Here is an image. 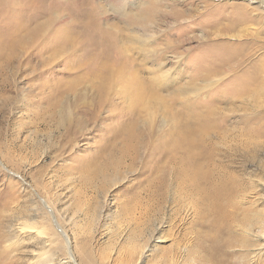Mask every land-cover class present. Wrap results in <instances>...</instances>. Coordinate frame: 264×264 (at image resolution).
Returning a JSON list of instances; mask_svg holds the SVG:
<instances>
[{
	"label": "rangeland",
	"instance_id": "obj_1",
	"mask_svg": "<svg viewBox=\"0 0 264 264\" xmlns=\"http://www.w3.org/2000/svg\"><path fill=\"white\" fill-rule=\"evenodd\" d=\"M61 27L72 43L54 44ZM263 61L264 0H0V264H201L210 200L147 162L182 124L203 129L206 174L238 179L233 238L264 264V97L240 88Z\"/></svg>",
	"mask_w": 264,
	"mask_h": 264
},
{
	"label": "bare ground",
	"instance_id": "obj_2",
	"mask_svg": "<svg viewBox=\"0 0 264 264\" xmlns=\"http://www.w3.org/2000/svg\"><path fill=\"white\" fill-rule=\"evenodd\" d=\"M59 17L60 16H57L54 20L50 19L43 25L39 24L41 25L39 26L40 30L42 27L41 33L37 37L35 35H30L29 39L23 38L19 42V44H32L36 40V38L39 39L41 37L42 32H45L47 23H61L58 19ZM59 32L60 37L54 44H68V42L72 43V41L68 39L69 37L67 34V29H63V27H61ZM73 44H75V42H73ZM254 68L255 70L252 71L253 75L250 76V79H246L245 83L240 88L242 89V91L258 92L262 97H264V61L259 64L255 63ZM201 129L190 128L186 124H182L179 129H175L176 143L172 144L166 141L162 144L160 149L154 148L147 160V162L149 163L148 166H152L162 159L169 158V162L174 163L173 171H171L168 175L172 177L170 180L172 186H174V184L176 183L173 190L177 189L178 194L187 193L185 195V199L188 203L191 204H197V200L199 199V197L204 201H206V198L210 200V213L214 215L213 222H210V227L214 230V234L211 235L212 237L209 240L210 246H207V249V241L200 239L199 244L202 253L198 255V257L201 264H249L250 259H247L249 254L245 249L248 247V245L251 244L249 243V239H247L246 236H243L241 241L235 242V239L233 238L235 235L233 236L231 230L232 224L234 222L233 214L235 213V207L233 203L234 198L232 200L231 198L236 192H238L239 189V184L236 181L237 178L230 177L228 179H219L216 182L214 179L217 178V175H215L213 179L210 175L206 174V168H209V166H206V163L203 160L204 155L201 146L195 140V137L203 131V129ZM135 139L136 135H133V137H130L129 141L131 142ZM120 148L122 155L121 170L124 171V169H126L129 164L131 155L136 157L138 154V150L142 147L140 146L139 142H133L125 144L123 146H119L118 150ZM179 152H182L181 156H179ZM133 161L134 160H132V162ZM114 164L115 162L112 163V165ZM148 166L144 165V168H141L142 172L148 171ZM234 178L235 181L233 182ZM116 180L117 179L107 181L111 182ZM140 181L141 180H139L138 183H140ZM166 184L167 178H162L154 185L155 189H148L147 201L145 202L148 204V206L143 207L146 211H149L161 202L165 194L164 188ZM133 192L137 195V189H135ZM141 203L142 202H140V204ZM27 226L28 224L26 223L19 224L16 229L20 234H23L28 231L29 227ZM35 227L36 226H34V228ZM38 229L36 230L37 232H43L40 231L41 228L40 230ZM8 238H10L9 234L2 235L0 233V248L5 247L4 251L6 252H8V248L10 247V245H12V242L9 244L5 243ZM43 244L45 246H48L45 240ZM47 252L48 251L46 249V253ZM84 252L81 253L82 255H80L81 259L83 261L89 262V254H85ZM4 255H2L0 251V258H4ZM46 255L45 258L47 257ZM68 256V261L66 264H68V262L70 261H74L73 257L70 254ZM235 256H241L242 258H244V261L242 263H235L233 261V258ZM39 264L45 263L42 262Z\"/></svg>",
	"mask_w": 264,
	"mask_h": 264
}]
</instances>
